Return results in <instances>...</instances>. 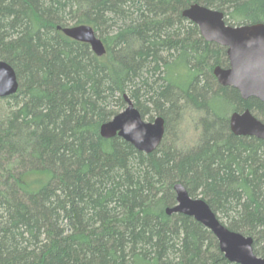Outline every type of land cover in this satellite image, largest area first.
<instances>
[{
    "label": "trees",
    "instance_id": "obj_1",
    "mask_svg": "<svg viewBox=\"0 0 264 264\" xmlns=\"http://www.w3.org/2000/svg\"><path fill=\"white\" fill-rule=\"evenodd\" d=\"M192 3L264 22V0H0V60L18 80L0 98V264H237L201 223L166 213L175 183L264 256V140L228 123L244 109L264 122V105L218 84L226 49L182 16ZM82 24L104 54L58 28ZM124 94L164 132L194 110L197 145L176 150L164 133L144 153L103 138Z\"/></svg>",
    "mask_w": 264,
    "mask_h": 264
},
{
    "label": "water",
    "instance_id": "obj_2",
    "mask_svg": "<svg viewBox=\"0 0 264 264\" xmlns=\"http://www.w3.org/2000/svg\"><path fill=\"white\" fill-rule=\"evenodd\" d=\"M182 16L194 23L200 36L207 42L225 47L228 66L217 65L213 75L218 84L235 88L242 99L257 98L264 105V22L229 25L224 13L198 3H192L182 11ZM71 39L88 43L94 54H104L101 39L87 25L58 27ZM18 80L14 69L0 60V97L15 94ZM125 108L100 126L103 138L118 136L139 151L152 152L164 134V119L156 116L144 121L138 109L124 94ZM229 129L235 135L253 136L264 140V122L249 109L232 111L228 118ZM175 204L166 213L191 216L212 232L220 252L237 264H264V256L253 252L252 238L232 231L223 225L202 198L191 197L181 183L173 185Z\"/></svg>",
    "mask_w": 264,
    "mask_h": 264
},
{
    "label": "rangeland",
    "instance_id": "obj_3",
    "mask_svg": "<svg viewBox=\"0 0 264 264\" xmlns=\"http://www.w3.org/2000/svg\"><path fill=\"white\" fill-rule=\"evenodd\" d=\"M229 24L231 25V22ZM151 114V116H148L149 114L144 116L143 120L152 121L156 114L152 112ZM253 114L256 115L255 113ZM198 118L199 115L194 110L185 107L181 108L180 113L170 120L167 130L164 132L166 133L164 134L165 144L173 146V148L180 151L195 147L200 135Z\"/></svg>",
    "mask_w": 264,
    "mask_h": 264
}]
</instances>
